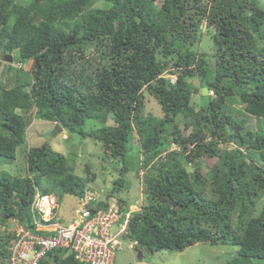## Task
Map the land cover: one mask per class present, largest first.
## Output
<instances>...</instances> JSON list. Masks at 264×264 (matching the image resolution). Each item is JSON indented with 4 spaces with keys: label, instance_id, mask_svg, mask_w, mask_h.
Listing matches in <instances>:
<instances>
[{
    "label": "trees",
    "instance_id": "1",
    "mask_svg": "<svg viewBox=\"0 0 264 264\" xmlns=\"http://www.w3.org/2000/svg\"><path fill=\"white\" fill-rule=\"evenodd\" d=\"M202 23L214 29L213 53L196 48ZM0 65L6 76H0V164L15 159L31 119L43 118L101 143L104 156L120 164L115 191L133 166L128 155L137 139L135 171L140 178L143 171L145 199L126 237L138 250L181 251L207 242L237 246L224 264L264 260V204L258 207L264 6L255 0H0ZM145 92L162 117L143 114ZM89 120L96 126L86 129ZM24 152V175L0 170V225L13 218L42 234L30 214L36 188L82 196L96 174L86 164L78 175L46 144ZM4 232L0 264L16 237ZM39 264L82 263L71 251L54 249Z\"/></svg>",
    "mask_w": 264,
    "mask_h": 264
},
{
    "label": "rangeland",
    "instance_id": "2",
    "mask_svg": "<svg viewBox=\"0 0 264 264\" xmlns=\"http://www.w3.org/2000/svg\"><path fill=\"white\" fill-rule=\"evenodd\" d=\"M261 7L264 6V0H255ZM202 33L200 39L197 42L198 52H212L213 53V41L212 34L213 28L205 27L202 23ZM212 50V51H211ZM9 62L8 60H4ZM30 62L27 63L26 68H29ZM3 67L0 65V76L6 77L3 72ZM7 76L11 72H6ZM165 76L174 81L176 76L165 71ZM197 80L196 85L200 84ZM200 92V89H199ZM198 92V93H199ZM235 107H241V103H235ZM144 115H154L162 117L163 112L156 99L145 92L144 96ZM251 125L255 122L253 118H245ZM109 124L113 121L108 120ZM96 126L93 121L86 122L84 128L89 129ZM183 134H188L189 130L182 128ZM27 137L24 144L20 145L16 150L15 159L9 162H3L0 164V170H4L11 175H24L26 173V159L24 149L28 146H40L46 144L53 151L64 154L70 163L74 165V171L80 175H85L84 167L86 164L91 166V170L95 172L96 178L94 181L89 182L88 186L96 192V194L104 197H113L121 203L124 201L128 206L131 205L140 206L144 203L143 186L141 185V179L143 171L140 172L141 178L137 175L136 165L139 160L140 144L138 140L133 142V151L129 152V160L133 164L130 165L129 170L124 173V185L121 188H117L115 191H111V187L116 178L119 176L120 164L115 159L107 158L104 156V151L101 143L96 142L90 137H82L77 133L69 132L63 129H56V124L45 120L43 118L34 117L29 122L26 129ZM173 146H175L173 144ZM223 145L222 147H224ZM227 147H234L232 143L227 144ZM206 164H201V172H206ZM118 169V170H117ZM43 180L42 184L44 185ZM117 187V185H115ZM38 188V187H37ZM53 195V196H52ZM53 199H56V206L54 209V218L56 222L68 224L77 218L76 210L79 208L80 196L73 194H60L51 192ZM113 200V199H111ZM48 203H51L49 201ZM264 204V195L258 203V207ZM30 214L34 220V216L39 217L37 210L33 211L30 205ZM257 214V212H255ZM17 220L10 218L7 223L0 225V233L14 232L19 225ZM130 239L126 236L120 237V244L113 248L114 251V264H224L231 258V249L237 251V246H231L228 244H210L207 242H196L192 245L186 246L181 251H173L169 249H161L152 253L145 251L140 253L142 257H138L137 248H131L129 246ZM87 264V263H86ZM254 264H264V260H254Z\"/></svg>",
    "mask_w": 264,
    "mask_h": 264
},
{
    "label": "built area",
    "instance_id": "3",
    "mask_svg": "<svg viewBox=\"0 0 264 264\" xmlns=\"http://www.w3.org/2000/svg\"><path fill=\"white\" fill-rule=\"evenodd\" d=\"M103 199L92 189H85L79 198L77 218L63 224L53 220L56 199L36 188L31 208L39 214L33 221L35 230L42 234L18 223L14 231L16 237L8 247L6 264H39L54 249L71 251L82 264H114L113 248L120 244V237L127 234L135 209L122 210L115 202L100 206ZM49 200L52 202L46 213Z\"/></svg>",
    "mask_w": 264,
    "mask_h": 264
},
{
    "label": "clouds",
    "instance_id": "4",
    "mask_svg": "<svg viewBox=\"0 0 264 264\" xmlns=\"http://www.w3.org/2000/svg\"><path fill=\"white\" fill-rule=\"evenodd\" d=\"M55 124H58V123H55ZM51 194V193H50ZM110 198V200L109 201H106L105 199H106V196H104V199L103 200H105V202L106 203H110V202H115V203H117L120 207H121V209L122 210H128V206L127 207H125V208H122V206H121V203H119V201L117 200V199H115V198H113V197H109ZM111 199H113V200H111ZM120 202H122V201H120ZM123 203V202H122ZM122 205H124V203L122 204ZM141 207V205L140 206H134V208L133 209H135L134 211H137V210H139V208ZM133 211V212H134ZM132 212V213H133ZM132 215V214H131ZM129 224V223H128ZM127 231H128V229H127ZM124 236H126V235H124ZM132 242L133 241H130V243H129V246L131 247V248H133V247H135L134 246V244H135V242H133L134 244H132ZM138 251H140V250H138ZM142 257V256H141Z\"/></svg>",
    "mask_w": 264,
    "mask_h": 264
},
{
    "label": "water",
    "instance_id": "5",
    "mask_svg": "<svg viewBox=\"0 0 264 264\" xmlns=\"http://www.w3.org/2000/svg\"><path fill=\"white\" fill-rule=\"evenodd\" d=\"M4 58L8 61L12 60V57L10 55H5ZM207 92H208L207 87L206 86L202 87V94H207ZM56 129H62V127L59 124H56ZM137 253H138V257L141 258L142 255H141L140 251H138V249H137Z\"/></svg>",
    "mask_w": 264,
    "mask_h": 264
},
{
    "label": "bare ground",
    "instance_id": "6",
    "mask_svg": "<svg viewBox=\"0 0 264 264\" xmlns=\"http://www.w3.org/2000/svg\"><path fill=\"white\" fill-rule=\"evenodd\" d=\"M53 196V195H52ZM49 201H51L52 202V200H49ZM50 204L51 203H47V212L46 213H48L49 212V209H50Z\"/></svg>",
    "mask_w": 264,
    "mask_h": 264
},
{
    "label": "crops",
    "instance_id": "7",
    "mask_svg": "<svg viewBox=\"0 0 264 264\" xmlns=\"http://www.w3.org/2000/svg\"><path fill=\"white\" fill-rule=\"evenodd\" d=\"M122 202L125 204L124 201H122ZM134 206H135V205H131V207L129 208V210H133ZM127 208H128V207H127ZM132 244H134V243L132 242ZM134 246H135V244H134Z\"/></svg>",
    "mask_w": 264,
    "mask_h": 264
}]
</instances>
